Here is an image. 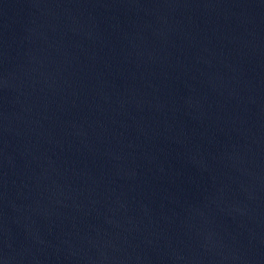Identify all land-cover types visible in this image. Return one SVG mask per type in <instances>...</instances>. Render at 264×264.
<instances>
[{
	"label": "water",
	"instance_id": "95a60500",
	"mask_svg": "<svg viewBox=\"0 0 264 264\" xmlns=\"http://www.w3.org/2000/svg\"><path fill=\"white\" fill-rule=\"evenodd\" d=\"M155 161L264 256V0H18Z\"/></svg>",
	"mask_w": 264,
	"mask_h": 264
}]
</instances>
